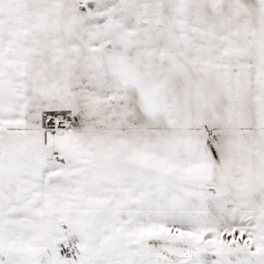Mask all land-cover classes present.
Returning a JSON list of instances; mask_svg holds the SVG:
<instances>
[{"label": "snow or ice", "instance_id": "snow-or-ice-1", "mask_svg": "<svg viewBox=\"0 0 264 264\" xmlns=\"http://www.w3.org/2000/svg\"><path fill=\"white\" fill-rule=\"evenodd\" d=\"M0 264H264V0H0Z\"/></svg>", "mask_w": 264, "mask_h": 264}]
</instances>
